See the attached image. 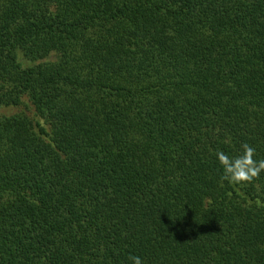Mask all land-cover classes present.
Segmentation results:
<instances>
[{
    "label": "trees",
    "instance_id": "trees-1",
    "mask_svg": "<svg viewBox=\"0 0 264 264\" xmlns=\"http://www.w3.org/2000/svg\"><path fill=\"white\" fill-rule=\"evenodd\" d=\"M9 107L0 264H264V0H0Z\"/></svg>",
    "mask_w": 264,
    "mask_h": 264
},
{
    "label": "clouds",
    "instance_id": "clouds-1",
    "mask_svg": "<svg viewBox=\"0 0 264 264\" xmlns=\"http://www.w3.org/2000/svg\"><path fill=\"white\" fill-rule=\"evenodd\" d=\"M242 149V154L235 157H229L222 150L216 153L223 169L222 180L231 184L250 183L254 179H258L261 172H264V159H254L255 148L245 143L242 145ZM129 259L132 264H143L139 256H130Z\"/></svg>",
    "mask_w": 264,
    "mask_h": 264
},
{
    "label": "rangeland",
    "instance_id": "rangeland-1",
    "mask_svg": "<svg viewBox=\"0 0 264 264\" xmlns=\"http://www.w3.org/2000/svg\"><path fill=\"white\" fill-rule=\"evenodd\" d=\"M57 58V55L56 53H52L50 54L48 57H46L44 60H55ZM16 109H13V108H2L0 109V114L1 113H4V114H11L13 112H15Z\"/></svg>",
    "mask_w": 264,
    "mask_h": 264
}]
</instances>
